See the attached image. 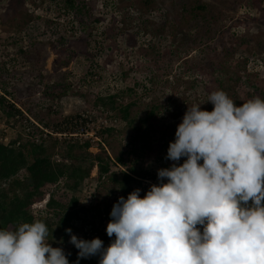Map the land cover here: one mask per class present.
Returning <instances> with one entry per match:
<instances>
[{
	"label": "rangeland",
	"instance_id": "rangeland-1",
	"mask_svg": "<svg viewBox=\"0 0 264 264\" xmlns=\"http://www.w3.org/2000/svg\"><path fill=\"white\" fill-rule=\"evenodd\" d=\"M65 1L0 0V90L46 127L80 114L88 117L81 133L109 125L94 135L101 142L88 140V151L128 159L136 152L151 172L139 179L159 184L158 169L171 167L165 156L188 107L212 111L205 102L220 90L237 106L264 99V0H76L73 10ZM202 4L206 10L197 11ZM113 95L116 110L100 101ZM130 104L126 120L119 108ZM155 104L161 110L144 124ZM70 144L81 142L52 141L46 148L52 158ZM97 177L95 165L76 192L60 185L53 194L77 198L87 209L84 223L98 226L120 192ZM60 235L46 242L58 247L71 237Z\"/></svg>",
	"mask_w": 264,
	"mask_h": 264
},
{
	"label": "clouds",
	"instance_id": "clouds-1",
	"mask_svg": "<svg viewBox=\"0 0 264 264\" xmlns=\"http://www.w3.org/2000/svg\"><path fill=\"white\" fill-rule=\"evenodd\" d=\"M207 102L212 111L188 107L159 184L113 205L109 246L65 230L76 264L93 256L99 264H264V99L237 106L220 90ZM48 233L41 220L0 230V264H70Z\"/></svg>",
	"mask_w": 264,
	"mask_h": 264
},
{
	"label": "trees",
	"instance_id": "trees-1",
	"mask_svg": "<svg viewBox=\"0 0 264 264\" xmlns=\"http://www.w3.org/2000/svg\"><path fill=\"white\" fill-rule=\"evenodd\" d=\"M75 1H65L68 10L75 9ZM150 2L151 0H145L146 4ZM195 8L199 12L206 10L203 4ZM61 96L62 94H57L56 98ZM100 101L109 105L112 110L117 109L115 95L108 97L106 102ZM6 102L4 97H0L1 109L11 114L14 107ZM131 107L130 104L119 108L126 120L129 119ZM160 110V104L152 105L142 122L147 123ZM88 148L89 144H70L67 152L62 155L64 161L54 162L50 157L49 148L27 144L22 149H15L0 143V230H17L21 223L41 220L49 230L46 237L48 240L52 242L60 234L64 238L67 234L65 230L71 223L81 218L82 213H87L86 207L81 205L77 198L63 201L53 194L43 212L35 214L32 207L45 198L48 186L61 180L67 189L76 192L83 183L87 184L95 165L99 171L97 180L112 183L116 190L124 195H129L141 184L139 178L151 176L148 169H143V156L136 152L128 159L122 152L114 157L105 151L93 155ZM77 149L82 150L80 157L75 154ZM114 165L122 166L126 170L114 171ZM67 258L69 262L72 261L70 257Z\"/></svg>",
	"mask_w": 264,
	"mask_h": 264
},
{
	"label": "built area",
	"instance_id": "built-area-1",
	"mask_svg": "<svg viewBox=\"0 0 264 264\" xmlns=\"http://www.w3.org/2000/svg\"><path fill=\"white\" fill-rule=\"evenodd\" d=\"M0 97H4L6 99L7 105H13L14 107L11 114H8L2 110L0 112V143L7 147L22 149L27 144L48 147L52 143V141H57L61 144H69L70 142L75 140H80L81 145H84L90 142L88 141L90 140V138H92L91 142L93 143L96 141L101 142V140L94 135H97L101 130L110 128V126L106 124L103 128L101 126H98L96 130L92 128V133H89L88 127H84V133H81L82 124H85L86 122V120H84L83 118H88L85 116H82L81 118V114L80 116L72 120H64L60 122L56 127H46L40 121L34 119L30 114H28L26 110L22 109L19 104L13 102L10 97L5 96L1 92V90ZM56 151L58 152V149ZM52 160L54 162L64 161L63 157L58 153L54 154ZM96 170L98 171V167L96 168ZM139 180L141 181L142 186L140 184L138 185L140 188L137 186L136 189L139 188L141 189V191L147 193V188H149V185L151 187L153 182L148 179ZM144 182H146V184ZM60 185H63L62 180L54 185H50L47 187L51 188L50 192L46 194L45 198L42 201L36 202L32 207L35 214L46 210V207L54 193V190H56ZM85 190L86 188L84 189V191ZM63 191H66V188H62V192ZM145 195H141V198H143ZM121 196H123L124 198L126 197L125 199H127L128 197L127 194L124 195L120 192L118 193V196L115 200L109 201V206L101 211L98 226L96 225L95 221L84 223V220L81 217L75 220V224L73 222L71 223L72 225H75L73 226L74 228L72 234L76 235L80 239L85 240H92L98 237L104 242L105 247L109 246L113 242L115 237L113 236L110 238L107 235L106 229L108 223L112 219L110 213L112 211L113 205L119 200ZM70 239L71 237H69L66 242H63L58 247L63 248L65 254L72 259V261H70V264H76L78 249H76L73 244L69 243ZM74 253H76V256H74ZM99 259V256L80 259L79 264H99Z\"/></svg>",
	"mask_w": 264,
	"mask_h": 264
}]
</instances>
